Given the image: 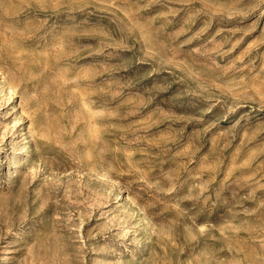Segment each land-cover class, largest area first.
Listing matches in <instances>:
<instances>
[{
  "label": "rangeland",
  "instance_id": "374dc122",
  "mask_svg": "<svg viewBox=\"0 0 264 264\" xmlns=\"http://www.w3.org/2000/svg\"><path fill=\"white\" fill-rule=\"evenodd\" d=\"M0 264H264V0H0Z\"/></svg>",
  "mask_w": 264,
  "mask_h": 264
},
{
  "label": "bare ground",
  "instance_id": "6f19581e",
  "mask_svg": "<svg viewBox=\"0 0 264 264\" xmlns=\"http://www.w3.org/2000/svg\"><path fill=\"white\" fill-rule=\"evenodd\" d=\"M8 255H9V254H6V255L4 256L5 258H4L3 260H6V259H7V257H8Z\"/></svg>",
  "mask_w": 264,
  "mask_h": 264
}]
</instances>
